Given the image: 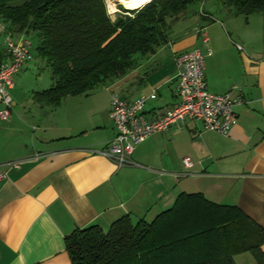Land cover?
Returning a JSON list of instances; mask_svg holds the SVG:
<instances>
[{"label":"crops","instance_id":"1","mask_svg":"<svg viewBox=\"0 0 264 264\" xmlns=\"http://www.w3.org/2000/svg\"><path fill=\"white\" fill-rule=\"evenodd\" d=\"M221 2L204 8L211 20L189 14L172 24L168 42L111 82L110 95L94 107H73L64 97L58 108L36 102L11 108L10 119L0 120V264H70L64 248L70 232L91 224L106 230L121 216L150 222L180 192L235 205L264 231V8L245 19ZM4 31L0 25V63L8 57ZM189 49L205 57L209 93L240 97L236 123L223 136L185 119L152 133L134 147L132 163L117 166L100 153L114 137L111 94L133 101L153 91L144 116L162 115L178 101L174 55ZM16 160L24 161L6 165ZM260 248L264 257V243ZM232 259L257 264L248 251Z\"/></svg>","mask_w":264,"mask_h":264},{"label":"trees","instance_id":"2","mask_svg":"<svg viewBox=\"0 0 264 264\" xmlns=\"http://www.w3.org/2000/svg\"><path fill=\"white\" fill-rule=\"evenodd\" d=\"M221 3L245 19L264 8V0ZM118 8L111 19L105 0H0L5 34L29 37L33 59L45 62L52 75V84L33 94L34 102L55 109L66 96L111 83L168 42L178 20L189 14L211 18L203 0H149L134 10ZM64 240L70 264H236L233 254L245 251L264 264V231L235 205L213 204L196 192H180L150 222L121 216L106 230L78 227Z\"/></svg>","mask_w":264,"mask_h":264},{"label":"built area","instance_id":"3","mask_svg":"<svg viewBox=\"0 0 264 264\" xmlns=\"http://www.w3.org/2000/svg\"><path fill=\"white\" fill-rule=\"evenodd\" d=\"M201 9L198 12L204 15ZM195 31L206 43L207 35L203 28L198 27ZM31 43V39L24 34L14 38L8 34L6 36L4 48L8 57L7 61L0 63V105H2L0 120L10 119L12 102L9 94L13 75L33 59ZM206 54H209L208 50ZM204 62L205 57L197 49H189L174 55L173 65L176 70L174 93L178 101L158 117L147 119L144 116L143 104L156 97L153 91L148 97L140 95L133 101L111 94L108 117L114 124V137L110 142H106L100 153L115 162L117 166H127L132 163L130 155L134 152V147L141 141L146 140L152 133H162L168 128H176L189 118L200 122L202 130L227 135L230 127L236 123L234 107L241 100L240 97L233 98L230 93L220 95L207 91ZM181 159L185 169L191 167L192 162L189 158ZM22 161L24 160L12 161L6 165L18 167ZM4 176L5 172H0V180Z\"/></svg>","mask_w":264,"mask_h":264},{"label":"rangeland","instance_id":"4","mask_svg":"<svg viewBox=\"0 0 264 264\" xmlns=\"http://www.w3.org/2000/svg\"><path fill=\"white\" fill-rule=\"evenodd\" d=\"M215 1L217 0H203L204 8H208L209 5H214L213 2L215 3ZM118 7L125 8L122 5L118 4L115 0H105V8L107 9V13L111 19L114 18L116 14L120 13L121 9ZM134 9L135 8L128 10ZM13 76L12 87L10 88L9 94L12 102L11 108H22L23 106L27 108H35V106L37 105L36 102H33V94L36 91L46 90L52 84L53 80L52 75H50V70L48 69V67H46L45 62L36 57L28 63H25L22 68ZM110 85L111 83L98 84V86H96L93 90L91 89L90 91L86 92V94H83L81 96H66L63 103L74 101L76 103L73 107H77L80 109H87L92 106L94 107L101 102V97L103 95H106L105 93H107V95H110V93L108 92L110 90ZM115 88L117 89L118 87H116L115 85Z\"/></svg>","mask_w":264,"mask_h":264},{"label":"bare ground","instance_id":"5","mask_svg":"<svg viewBox=\"0 0 264 264\" xmlns=\"http://www.w3.org/2000/svg\"><path fill=\"white\" fill-rule=\"evenodd\" d=\"M115 1L125 8L133 9V8H137L139 6L144 5L149 0H115Z\"/></svg>","mask_w":264,"mask_h":264}]
</instances>
